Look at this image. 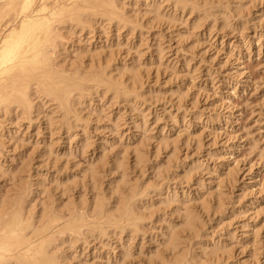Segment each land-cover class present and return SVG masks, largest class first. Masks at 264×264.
<instances>
[{"label":"rangeland","instance_id":"374dc122","mask_svg":"<svg viewBox=\"0 0 264 264\" xmlns=\"http://www.w3.org/2000/svg\"><path fill=\"white\" fill-rule=\"evenodd\" d=\"M121 2L128 27L96 17L68 35L66 24L55 61L70 73L112 67L123 86L135 68L136 100L103 85L85 90L69 120L42 91L33 114L1 111L0 202L22 192L36 217L53 207L90 215L97 199L116 208L143 185L152 195L141 229L58 235L51 253L63 264H161L171 259L169 226L181 237V264H264V0ZM189 210L199 232L183 227Z\"/></svg>","mask_w":264,"mask_h":264},{"label":"bare ground","instance_id":"6f19581e","mask_svg":"<svg viewBox=\"0 0 264 264\" xmlns=\"http://www.w3.org/2000/svg\"><path fill=\"white\" fill-rule=\"evenodd\" d=\"M1 1L2 0H0V113H2L1 111L12 109V107L20 108L26 112V114L32 113L36 107L33 101L35 99L32 98H40L39 92L42 91L43 94L46 95L45 97L52 98V100L60 104L65 112V114H63L66 115L67 120H69L68 118L71 117L70 113L73 112L72 107H76L78 104L81 105L83 103L85 97L84 93H87L85 90L89 89L88 91H92V88H94L96 91L97 89L99 91V87H103V85L106 86H104L107 90L106 92H112L114 98H124L126 101L136 100V82L140 79L139 74L134 72L135 68L134 70L133 68L131 69L132 73H130L132 75L128 78L129 82L130 80L132 81V84L123 86L121 81H118L121 83L120 84L114 80L116 76L112 78V74L109 75L110 73L108 72L112 67H108L109 69L105 67L101 71L91 70L86 74H82L79 71L70 73L66 71L65 68L59 69L60 67L56 66L57 63L55 61L57 60L56 58L60 56L61 50L66 49L64 47L65 45L62 44V38L66 36L63 35V30L65 29L64 25H70L66 27V34L69 33V30L72 29L74 25L84 27L94 22L92 18L96 17H100L99 20L101 19L103 22L106 20L108 22H117L119 25L121 23L127 25V19H125L126 13L121 11L122 8L120 9V6L122 7L124 4V2H121L122 0ZM173 1L176 6L182 2V0ZM192 8H195V6ZM237 8H239V6H237ZM7 17H10V19L4 23ZM224 19L226 20V17H224ZM228 21L230 20L228 19ZM228 21H226L227 24ZM222 22H224V25L226 24L225 21ZM96 23L95 20V24ZM91 26L94 27L93 25ZM95 90L93 92H96ZM91 95H93V93H90L89 97ZM42 101H40V106H45L44 100ZM17 116L18 115H16V118ZM79 120L81 121V118ZM143 156V154L138 153L136 162H144ZM91 168L89 169L91 171V178H94L98 173V169H94L93 166ZM115 168L121 169L124 168V165L122 162L117 161L115 163ZM155 188H153V190ZM126 194L122 195L124 197L121 198L116 208L111 206L110 199H103L104 201L101 200L102 197L97 199L90 214L92 217H90L87 211L86 213L83 212L80 214L75 210H71L69 215H67L68 213L64 215L61 211L62 214L57 212L60 208L56 211V209H53L54 207L52 209L50 208L51 210L48 209L49 211L43 210L45 212H43V214L41 212V215L36 217V212L33 213V210L31 211L29 208L32 207V204L30 202L31 206H29L30 204H26L28 208L25 205V201H27L25 198L26 195L22 194V192L17 193L15 197H13V195L12 198L11 196L10 198L7 197L9 200H7L6 203L0 202V204H2L0 208V264H61V257L59 259V255L57 257V255L52 254L50 251L54 244V238L58 235L59 237L67 235L69 239L73 238L74 235L75 237L76 235H84L85 237L87 234L85 235L84 230L105 229V226L114 229L122 228V232L126 229H130V231L134 230L135 232V229L142 227L144 223L145 216H143V214L145 213H140L142 210L140 208L141 205L145 203L146 198L150 197L151 191L149 187L137 185L130 189L128 188ZM27 199H29L28 196ZM33 207H35V205ZM65 209H67V207ZM75 209L77 210V208ZM30 211L32 213H30ZM93 217H95V219ZM182 222L185 230L191 233L199 232L200 217L198 214L194 213V211H186ZM171 228L169 226L167 227L163 242L168 247V250L171 251V259L169 261L161 259V264H181L183 263L182 261H184V256L186 258L183 252L182 254H180L181 251L180 253L178 252V249L182 246L180 234ZM71 240L72 242H76L73 241L74 239ZM218 247L219 248H214L212 253H218L220 246Z\"/></svg>","mask_w":264,"mask_h":264}]
</instances>
